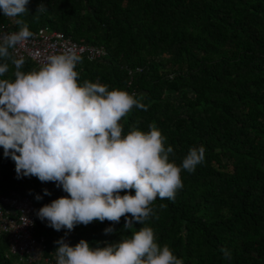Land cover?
<instances>
[{
  "label": "trees",
  "instance_id": "16d2710c",
  "mask_svg": "<svg viewBox=\"0 0 264 264\" xmlns=\"http://www.w3.org/2000/svg\"><path fill=\"white\" fill-rule=\"evenodd\" d=\"M41 2L44 13L36 12ZM27 9L15 18L0 13V29L19 31L15 20L22 19L32 33L55 30L103 49L99 59L81 56L75 70L80 84L125 90L146 106L120 121L124 134L155 124L177 166L190 147L205 149L194 172L182 170L175 199L157 198L155 216L134 222V230L151 227L157 243L183 264H264V0H30ZM5 62L9 70L0 79H14L15 66L0 59ZM33 68L39 67L25 60L21 71ZM10 192L34 205V233L44 239L40 258L47 260L32 264H56L60 238L70 246L83 239L103 247L132 234L123 217L72 231L49 227L36 212L67 193L34 176L18 179L0 147V194ZM108 227L114 231L105 234ZM0 264H17L2 233Z\"/></svg>",
  "mask_w": 264,
  "mask_h": 264
},
{
  "label": "clouds",
  "instance_id": "9594fccd",
  "mask_svg": "<svg viewBox=\"0 0 264 264\" xmlns=\"http://www.w3.org/2000/svg\"><path fill=\"white\" fill-rule=\"evenodd\" d=\"M29 2L0 0V13L22 16ZM36 12H46L42 2ZM15 23L19 31L0 33V59L15 66L14 79H0V147L15 162L18 179L34 176L67 193L43 205L37 217L56 231L94 221L117 224L123 217V229L132 230L131 236L105 241L103 247H90L83 239L70 246L60 238L55 241L56 264H183L167 244L157 243L151 227L134 230L133 224L155 216L151 205L157 198L175 199L183 187L182 170L192 173L204 162V147H190L177 166L169 159L173 148L165 147L155 124L148 131L134 125L124 134L120 121L133 107L146 106L125 90L87 80L80 84L75 68L82 57L74 48L21 71L24 57L14 58L9 49L25 44L33 33L24 20ZM8 70V63H0V76ZM113 231L104 229L105 234ZM221 251L231 259L226 249Z\"/></svg>",
  "mask_w": 264,
  "mask_h": 264
},
{
  "label": "built area",
  "instance_id": "2783aa9c",
  "mask_svg": "<svg viewBox=\"0 0 264 264\" xmlns=\"http://www.w3.org/2000/svg\"><path fill=\"white\" fill-rule=\"evenodd\" d=\"M16 31L0 29V33ZM71 48L88 60L99 59L104 54L101 47L76 43L61 32L46 28H38L25 44L10 49V54L31 60L39 67L48 55ZM0 233L5 235L8 255H13L17 264H32L40 258L44 239L34 233V205L27 196L15 192L0 194ZM40 259L47 260L46 257Z\"/></svg>",
  "mask_w": 264,
  "mask_h": 264
}]
</instances>
